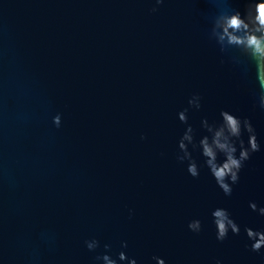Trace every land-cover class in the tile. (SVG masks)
I'll return each mask as SVG.
<instances>
[{"label": "water", "instance_id": "1", "mask_svg": "<svg viewBox=\"0 0 264 264\" xmlns=\"http://www.w3.org/2000/svg\"><path fill=\"white\" fill-rule=\"evenodd\" d=\"M214 2L165 0L153 13L154 0H0V264H96L105 243L138 264H264L243 233L264 229L248 206H264V152L231 198L176 161L177 113L193 94L194 127L231 108L264 142L254 70L246 78L208 39ZM218 205L241 225L223 243L210 222Z\"/></svg>", "mask_w": 264, "mask_h": 264}, {"label": "clouds", "instance_id": "2", "mask_svg": "<svg viewBox=\"0 0 264 264\" xmlns=\"http://www.w3.org/2000/svg\"><path fill=\"white\" fill-rule=\"evenodd\" d=\"M154 3L153 13L165 0H154ZM213 6L217 11L211 21L208 39L222 57H228L233 66L242 68L246 78L254 70L253 107L264 111V0H247L243 11L234 8L232 0H215ZM202 100L200 94H193L187 101L188 106L177 113L184 130L177 141L176 161L185 166L186 173L194 180H198L206 169L223 196L231 198L241 181L245 165L255 154L264 152V142L258 137L252 120L231 108H221L211 120L202 117L199 127H194L189 123V112L202 111ZM52 124L57 129L62 126L61 114L53 116ZM141 139L145 137L141 136ZM248 206L259 217H264V206L252 201ZM210 222L215 239L220 243L230 236L241 235V225L226 207H214L210 212ZM187 228L199 235L204 225L200 219H193ZM243 233L251 252H264V229L245 226ZM84 243L89 252L96 253L101 248L96 238ZM120 247L127 249V242L121 241ZM94 259L96 264H138L136 258L123 250L112 254L111 245L107 243L103 245V252ZM152 260L155 264H166L165 259L158 256H153ZM215 264H222V261L217 259Z\"/></svg>", "mask_w": 264, "mask_h": 264}]
</instances>
